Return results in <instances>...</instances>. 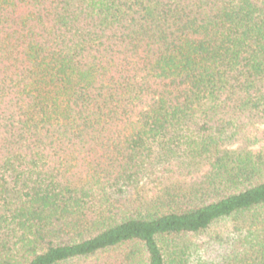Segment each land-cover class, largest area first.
I'll return each instance as SVG.
<instances>
[{
  "label": "trees",
  "instance_id": "1",
  "mask_svg": "<svg viewBox=\"0 0 264 264\" xmlns=\"http://www.w3.org/2000/svg\"><path fill=\"white\" fill-rule=\"evenodd\" d=\"M264 0H0V264H264Z\"/></svg>",
  "mask_w": 264,
  "mask_h": 264
},
{
  "label": "rangeland",
  "instance_id": "2",
  "mask_svg": "<svg viewBox=\"0 0 264 264\" xmlns=\"http://www.w3.org/2000/svg\"><path fill=\"white\" fill-rule=\"evenodd\" d=\"M260 146H264V143H263V144H259V145H257L256 147H258V148H259Z\"/></svg>",
  "mask_w": 264,
  "mask_h": 264
}]
</instances>
